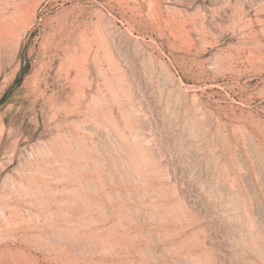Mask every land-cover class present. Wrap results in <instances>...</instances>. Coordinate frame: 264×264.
I'll list each match as a JSON object with an SVG mask.
<instances>
[{"label":"rangeland","instance_id":"obj_1","mask_svg":"<svg viewBox=\"0 0 264 264\" xmlns=\"http://www.w3.org/2000/svg\"><path fill=\"white\" fill-rule=\"evenodd\" d=\"M1 99L0 264H264V0H0Z\"/></svg>","mask_w":264,"mask_h":264},{"label":"trees","instance_id":"obj_2","mask_svg":"<svg viewBox=\"0 0 264 264\" xmlns=\"http://www.w3.org/2000/svg\"><path fill=\"white\" fill-rule=\"evenodd\" d=\"M2 101V99L0 100V102Z\"/></svg>","mask_w":264,"mask_h":264},{"label":"bare ground","instance_id":"obj_3","mask_svg":"<svg viewBox=\"0 0 264 264\" xmlns=\"http://www.w3.org/2000/svg\"><path fill=\"white\" fill-rule=\"evenodd\" d=\"M262 64V63H261Z\"/></svg>","mask_w":264,"mask_h":264}]
</instances>
